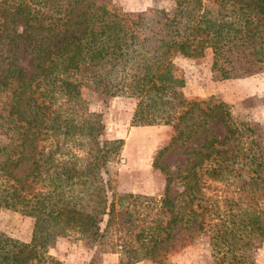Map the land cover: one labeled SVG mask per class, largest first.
<instances>
[{"label":"trees","instance_id":"1","mask_svg":"<svg viewBox=\"0 0 264 264\" xmlns=\"http://www.w3.org/2000/svg\"><path fill=\"white\" fill-rule=\"evenodd\" d=\"M171 11L126 12L113 0L0 2V209L33 219L30 243L0 232V264H41L72 237L118 264H168L209 234L210 264H256L264 242V125L233 121L228 107L189 100L176 56H212L216 80L264 71V0H170ZM135 100L132 126H171L160 159L209 123L186 168L166 176L163 196L117 193L109 165L121 140H102V114L84 110L83 90ZM234 191L197 211L199 177ZM182 190L175 196L176 181ZM230 185V184H229ZM230 187V186H229ZM220 203L222 206H220ZM222 209V210H221Z\"/></svg>","mask_w":264,"mask_h":264},{"label":"rangeland","instance_id":"2","mask_svg":"<svg viewBox=\"0 0 264 264\" xmlns=\"http://www.w3.org/2000/svg\"><path fill=\"white\" fill-rule=\"evenodd\" d=\"M2 0H0L1 2ZM116 6L126 12L143 11L149 7H157L171 11L174 3L170 0H113ZM175 69L184 81L182 92L189 100H208L223 103L228 107L233 121L257 122L264 125V71L253 76L216 80L213 76L211 53L202 58L176 56L173 59ZM84 110L102 114L104 132L102 140H121L122 146L118 157L109 165L113 179V188L117 193L144 195L159 200L165 189L166 176L153 165L163 166L171 173L181 172L186 168L188 152L198 148L204 138L211 134L219 136L223 130L217 124L209 123L205 131L190 133V139L177 142L174 147L156 159L158 152L168 146L174 136L171 126H132V116L136 102L125 97H108L90 90L82 91ZM14 136L0 137V146L9 145ZM200 192L197 211L211 210L206 217L214 214L219 198L226 191H234L231 182H211L205 174L199 177ZM230 184V185H229ZM230 186V187H229ZM182 190L176 181L171 188L175 196ZM264 208V202L261 203ZM220 206L222 204L220 203ZM222 210V209H221ZM33 219L18 212L0 209V232L21 243H30ZM41 264H89L94 250L88 249L84 242L72 237L58 238L46 250ZM211 250L209 234L200 235L190 242L179 253L170 258L168 264H210ZM255 263L264 264V242L255 254ZM95 264H118L117 255L102 254ZM136 264H155L144 260Z\"/></svg>","mask_w":264,"mask_h":264}]
</instances>
